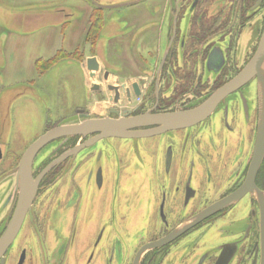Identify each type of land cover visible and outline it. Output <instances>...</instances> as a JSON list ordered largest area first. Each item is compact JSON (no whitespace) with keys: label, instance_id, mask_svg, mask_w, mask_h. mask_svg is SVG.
Here are the masks:
<instances>
[{"label":"flooded vegetation","instance_id":"obj_1","mask_svg":"<svg viewBox=\"0 0 264 264\" xmlns=\"http://www.w3.org/2000/svg\"><path fill=\"white\" fill-rule=\"evenodd\" d=\"M169 2L165 47L157 42V27L139 31L131 47L147 53L141 61L129 66L98 58L95 81L86 59L88 90L108 105L101 113L78 108L73 123L194 110L252 60L264 34V0ZM247 34L241 48L238 43ZM261 112L260 79L255 75L225 95L206 119L186 127L143 137L110 135L89 144L96 133L46 143L32 165L37 191L0 264H134L143 246L161 241L146 249L138 264H261L258 194L264 191V158L253 190L183 230L246 183ZM57 126L48 125L45 133ZM3 158L0 241L20 198V160L5 167ZM231 214L237 216L235 229L202 252L192 236ZM129 240H136L135 247L124 252L122 246Z\"/></svg>","mask_w":264,"mask_h":264},{"label":"rangeland","instance_id":"obj_2","mask_svg":"<svg viewBox=\"0 0 264 264\" xmlns=\"http://www.w3.org/2000/svg\"><path fill=\"white\" fill-rule=\"evenodd\" d=\"M94 1L104 6L105 24L96 45L91 46L85 42L89 13L94 10L90 0H0V145L5 167L19 162L25 149L45 133L48 125L76 120L78 108L104 111L108 103L99 102L87 87L91 81L85 64L89 56L131 66L147 54L140 47L132 48L131 39L152 26L157 27V42L162 47L167 45L169 0L133 4L129 3L138 0ZM248 37H241V48ZM77 47L75 57L63 55L50 69L36 63ZM89 96L92 99L88 102ZM143 212L147 214V208ZM236 215H227L222 222L196 231L192 237H197L194 241L202 252L235 229ZM138 220L144 222L146 217ZM135 243H124L123 251L130 252Z\"/></svg>","mask_w":264,"mask_h":264},{"label":"water","instance_id":"obj_3","mask_svg":"<svg viewBox=\"0 0 264 264\" xmlns=\"http://www.w3.org/2000/svg\"><path fill=\"white\" fill-rule=\"evenodd\" d=\"M92 6L103 8L104 6L97 4L94 0H90ZM138 1L130 2L129 4L137 3ZM87 68L90 72L92 81L96 80V73L100 70V61L96 55L89 56L87 58ZM259 76L261 87V99H262V112L259 131L257 135L253 162L251 165L248 179L244 186L236 191L234 194L221 200L220 202L206 208L202 211L198 217L186 225L183 230H187L197 222L211 215L218 206L229 203L234 199L241 198L249 190H253L254 180L257 170L264 158V34L262 36L259 48L255 53L249 64L242 70V72L231 82L219 89L214 95H212L202 106L191 110L182 112H173L162 115H142L130 118H91L76 123H62L57 127L48 130L41 135L23 153L20 162L17 167L18 181L20 183V198L15 210L13 219L9 225L8 230L4 234L0 241V255L7 249L9 244L13 241L14 237L18 233L22 221L25 216L26 210L30 207L32 199L37 191L38 180L33 179L32 165L34 159L39 150L48 142L60 137L74 136V135H87L90 133H96L93 138L87 140L86 144L99 141L102 137L110 135L118 136H149L154 134H160L165 130H172L181 127H186L195 123H198L206 119L216 107L217 103L228 93L235 88L254 77ZM110 89H116L114 85H109ZM95 89V86L92 87ZM117 99V96H116ZM149 124H158V128L151 130H144L138 132H129L128 130L133 127H139ZM129 132V133H128ZM84 147V145L82 146ZM78 147L77 149H81ZM3 158V149L0 145V160ZM260 202V214H261V252L262 260L261 264H264V191H260L258 194ZM162 243V241H161ZM156 242L154 244H147L139 251L135 263L138 264L142 253L150 247H155L161 244Z\"/></svg>","mask_w":264,"mask_h":264},{"label":"trees","instance_id":"obj_4","mask_svg":"<svg viewBox=\"0 0 264 264\" xmlns=\"http://www.w3.org/2000/svg\"><path fill=\"white\" fill-rule=\"evenodd\" d=\"M103 12H104L103 8L94 7V10L91 14L90 25H89V28H88V31H87V34L85 37V42L91 43V46L96 45V41L100 37L101 31L103 29V26H104ZM78 50H79L78 47L72 52H67V51L61 50L54 57H52L48 60L38 59V62H36V63L37 64L41 63L39 65L40 67L44 66L46 69H50L56 63L61 61L62 58H64L63 55L74 56V55H77Z\"/></svg>","mask_w":264,"mask_h":264}]
</instances>
